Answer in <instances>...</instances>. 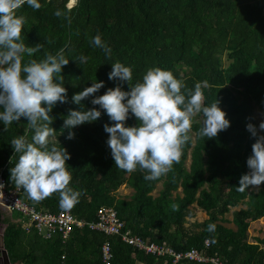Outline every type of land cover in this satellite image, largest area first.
<instances>
[{"label":"trees","instance_id":"1","mask_svg":"<svg viewBox=\"0 0 264 264\" xmlns=\"http://www.w3.org/2000/svg\"><path fill=\"white\" fill-rule=\"evenodd\" d=\"M40 9L27 3L17 10L26 17L21 35L26 45L42 44L43 48L29 59L42 60L45 53L56 54L64 49L69 59L63 68L68 103H58L52 110L55 143L71 154L67 161L71 174L70 187L83 194L79 202L62 207L58 193L35 202L21 189V198L39 211L58 213L69 210L85 222L97 220L101 207L114 208L125 223L124 231L141 237L148 244L166 242L176 252L197 249L211 257L218 256L228 264H264V239L250 242L252 223L264 218V184L257 191L252 186L237 190L242 175L249 172L247 158L255 140L247 131L251 122L258 126L255 110L264 111V0H39ZM76 4V5H75ZM71 9H69V8ZM62 10L68 19L54 13ZM97 34L111 48L109 59L104 50L90 40ZM86 56L80 65L75 58ZM226 60L229 62L224 65ZM120 61L133 71L132 84L142 81L149 68L170 70L186 87L207 81L202 89L205 103L216 99L227 113L231 126L217 137L198 135L203 125L202 114L193 118L192 139L183 147L179 163L157 180L146 181L145 172H126L116 168L107 146L106 123L112 124L102 111L101 118L76 127L75 139H67L63 129L68 110H80L72 96L103 81L96 95L114 88L118 81L109 80L112 63ZM123 90L130 91L127 83ZM85 109L94 107L91 98L81 102ZM95 107H99L98 105ZM251 118V119H249ZM27 120L13 122L4 131L0 121V171L7 188L14 189L10 169L18 161L11 140L34 132ZM126 126H138L130 115ZM63 129V130H62ZM63 132V133H62ZM264 134V133H262ZM162 190L154 192L158 185ZM126 186L133 190L120 196ZM176 205V208H173ZM208 216L188 230L193 207ZM232 213V220L226 216ZM20 216L8 217L0 211V224H7L4 245L12 262L20 264H102L101 247L109 242L113 264H174L170 258H156L131 247L120 238L90 231L75 230L67 245L61 240L47 241L35 231L26 233ZM215 224L209 233L207 226ZM225 224H232L234 229ZM210 246L206 248L205 242ZM177 264H210L183 260Z\"/></svg>","mask_w":264,"mask_h":264},{"label":"clouds","instance_id":"2","mask_svg":"<svg viewBox=\"0 0 264 264\" xmlns=\"http://www.w3.org/2000/svg\"><path fill=\"white\" fill-rule=\"evenodd\" d=\"M25 3L34 10L41 7L39 0H0V121L7 131L13 122L24 118L28 129L34 132L31 141L26 134L11 140L19 156L10 169V180L35 202L58 193L61 206L69 208L79 202L83 193L69 186L67 161L71 154L54 142L56 130L50 114L58 103L69 102L62 71L70 60L60 49L56 54L45 53L42 60L24 61L25 55L32 57L43 48L42 44L26 45L21 38L26 17L18 15L17 10ZM54 15L68 19L60 9ZM90 43L111 58V48L100 34ZM75 60L82 65L87 57L81 55ZM108 78L118 83L103 95L96 93L104 82L95 80L72 96V102L81 108L68 110L63 129L69 130L67 139H75L72 130L98 121L103 110L113 122L106 123L104 131L116 168L129 173L139 169L146 173V181L165 176L174 163L180 162L183 147L192 139L194 117L202 114L203 125L198 135L208 139L231 126L218 99L210 105L205 103L202 89L209 87L207 81L196 82L194 89L185 93L182 89L186 85L170 70L153 67L146 71L142 81L132 84V68L120 61L112 63ZM124 83L130 91L123 90ZM88 98L94 107L85 109L81 102ZM130 115L136 118L138 126H126ZM246 128L255 142L247 158L249 172L241 176L237 187L241 192L249 186L264 184V120L258 126L249 122ZM215 228V224H209L207 231L212 233Z\"/></svg>","mask_w":264,"mask_h":264},{"label":"built area","instance_id":"3","mask_svg":"<svg viewBox=\"0 0 264 264\" xmlns=\"http://www.w3.org/2000/svg\"><path fill=\"white\" fill-rule=\"evenodd\" d=\"M0 204L7 207L11 214L20 216L19 223L22 224L26 233L35 231L42 239L47 241L59 239L63 245H67L75 230L88 228L90 231L102 233L109 237L120 238L125 244L147 255L157 258H170L174 264L183 260L228 264L218 256L211 257L197 249L176 252L166 242L148 244L141 237L132 235L130 231H124L125 223L118 217L114 208L101 207L97 212V220L94 222L79 220L69 210L58 213L39 211L21 198V189L7 188L2 171H0ZM205 246L206 248L210 246L208 240L205 242ZM101 259L102 264H113V251L109 242H105L101 247ZM64 261L65 256L62 257V264H65Z\"/></svg>","mask_w":264,"mask_h":264},{"label":"rangeland","instance_id":"4","mask_svg":"<svg viewBox=\"0 0 264 264\" xmlns=\"http://www.w3.org/2000/svg\"><path fill=\"white\" fill-rule=\"evenodd\" d=\"M228 64H229V62L225 58L224 65L227 66ZM255 117H256L257 123L259 125L261 120H264V111L261 110L260 108H256ZM259 188H260V186L259 187L252 186V189L254 191H257ZM161 190H162V185L160 184L157 186L156 191L153 193L154 196H158L159 192ZM118 193L120 196L128 197V196L132 195L133 190L124 186L119 190ZM192 209H193V211H192L193 217L188 218L186 228H188V230L194 231L196 229V224L203 223L205 220L208 219V216L206 215L205 212L196 208V206L193 207ZM233 211L234 210H232V212L226 216L227 220H229V221L232 220ZM12 217H13V215H12ZM225 225L233 228L232 224H225ZM249 235H250V242H255L257 238H260V239L264 238V218L257 221V222H254L253 224H251L250 229H249ZM262 248H264V245H262ZM0 252L3 255V249H0ZM3 257H4V255H3Z\"/></svg>","mask_w":264,"mask_h":264},{"label":"water","instance_id":"5","mask_svg":"<svg viewBox=\"0 0 264 264\" xmlns=\"http://www.w3.org/2000/svg\"><path fill=\"white\" fill-rule=\"evenodd\" d=\"M0 211L4 214H6L8 217H12V214L9 212L7 207L3 206L0 204ZM8 225L7 224H0V249H3V255L5 258V264H20L19 262H11V259L9 258V255L5 249L4 245V234L7 229Z\"/></svg>","mask_w":264,"mask_h":264},{"label":"flooded vegetation","instance_id":"6","mask_svg":"<svg viewBox=\"0 0 264 264\" xmlns=\"http://www.w3.org/2000/svg\"><path fill=\"white\" fill-rule=\"evenodd\" d=\"M0 264H5V258L3 257L1 252H0Z\"/></svg>","mask_w":264,"mask_h":264},{"label":"crops","instance_id":"7","mask_svg":"<svg viewBox=\"0 0 264 264\" xmlns=\"http://www.w3.org/2000/svg\"><path fill=\"white\" fill-rule=\"evenodd\" d=\"M124 187V186H123ZM126 187V186H125ZM132 190V189H131ZM13 215V214H12ZM14 222H18L19 223V219H14ZM253 224V223H252ZM227 227H229V226H227ZM229 228H232V227H229ZM232 229H234V226H233V228ZM262 239H264V238H262ZM157 258V257H156ZM12 262V261H11ZM13 263V262H12Z\"/></svg>","mask_w":264,"mask_h":264}]
</instances>
